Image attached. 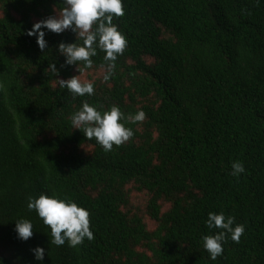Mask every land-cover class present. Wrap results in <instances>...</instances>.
<instances>
[{
  "label": "trees",
  "instance_id": "16d2710c",
  "mask_svg": "<svg viewBox=\"0 0 264 264\" xmlns=\"http://www.w3.org/2000/svg\"><path fill=\"white\" fill-rule=\"evenodd\" d=\"M113 20L128 44L108 81L93 67L64 65L46 32L41 51L26 33L56 16L63 0H0V260L3 264H264V0H123ZM77 43H82L77 37ZM55 63L58 76L48 65ZM61 65H64L61 67ZM100 72L92 96L73 99L55 79ZM146 113L134 136L105 152L73 129L83 101ZM246 172L231 176V163ZM147 196L144 208L131 193ZM55 195L90 212L94 239L51 243L28 197ZM168 206L166 209L164 207ZM209 212L245 226L209 258ZM155 223L149 229L146 219ZM32 222L17 238L15 222ZM45 249L36 261L32 249Z\"/></svg>",
  "mask_w": 264,
  "mask_h": 264
},
{
  "label": "clouds",
  "instance_id": "9594fccd",
  "mask_svg": "<svg viewBox=\"0 0 264 264\" xmlns=\"http://www.w3.org/2000/svg\"><path fill=\"white\" fill-rule=\"evenodd\" d=\"M123 15V0H63V7L58 10L56 16L34 23L26 34L29 37L34 36L38 48L43 51L48 47L46 32L61 34L71 30L76 34V42H61L57 46L59 53L65 58L64 65L90 69L94 64L92 58L98 55V50L102 51L108 69L104 80L108 81L116 68L118 57L124 54L128 44L126 36L113 23L115 18ZM77 37L82 43H77ZM47 71L53 77L59 75L55 63H50ZM55 81L58 87L66 89L73 99L95 94L94 84L90 81L82 82L79 75ZM145 119L146 113L143 110L125 115L119 106L113 105L107 110H102L86 100L82 102L79 110L70 116L73 129L82 131L89 141L94 140L105 152L112 151L114 146L125 144L134 136L133 129L126 126L127 123H142ZM245 172L242 161L231 163V176L238 178ZM27 208L30 211L35 210L42 222L49 226L51 243L58 247L65 243L70 247H77L82 245L85 239H94L90 228V212L78 206L75 201L41 194L38 197L29 196ZM205 224L209 230H216L213 235L202 237L203 248L211 260L222 255L227 239L239 243L245 232L243 224L236 223L234 216H226L223 212H209ZM15 231L18 239L27 241L33 235L32 222L27 219L16 221ZM32 252L36 261L44 260V248L36 247ZM0 264H3L2 260Z\"/></svg>",
  "mask_w": 264,
  "mask_h": 264
},
{
  "label": "rangeland",
  "instance_id": "374dc122",
  "mask_svg": "<svg viewBox=\"0 0 264 264\" xmlns=\"http://www.w3.org/2000/svg\"><path fill=\"white\" fill-rule=\"evenodd\" d=\"M100 72H74V76H78L80 77L82 82H88L91 80L96 79L97 77L100 76ZM147 201V196L143 193H136V192H132L131 193V203L138 208H144L145 203ZM168 206L164 207V209H166ZM147 222V226L149 229H154L155 227V223H153L151 220H149L148 218L146 219Z\"/></svg>",
  "mask_w": 264,
  "mask_h": 264
}]
</instances>
